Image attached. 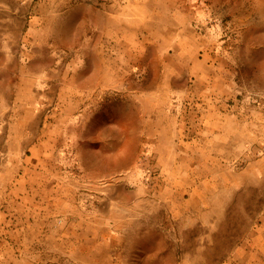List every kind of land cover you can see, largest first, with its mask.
Segmentation results:
<instances>
[{"label":"rangeland","instance_id":"obj_1","mask_svg":"<svg viewBox=\"0 0 264 264\" xmlns=\"http://www.w3.org/2000/svg\"><path fill=\"white\" fill-rule=\"evenodd\" d=\"M218 1L0 0V264H264V77L170 71ZM236 11L262 69L264 0Z\"/></svg>","mask_w":264,"mask_h":264},{"label":"crops","instance_id":"obj_2","mask_svg":"<svg viewBox=\"0 0 264 264\" xmlns=\"http://www.w3.org/2000/svg\"><path fill=\"white\" fill-rule=\"evenodd\" d=\"M256 2L257 0H240L238 3L234 2L233 5H229V2L225 0L218 1L220 9H234L235 11L232 13L230 21L225 19V12L223 14L221 12L217 13V21L221 18L224 20H220L221 22L219 21L220 23L217 25L219 29L217 34H220L217 40H212V35L207 27L199 35L186 33L185 38L175 35L170 44L174 47V51L169 54L170 67H173L170 71L174 73L185 72L193 85H199L200 88H211L214 83H216L217 88L219 86L233 89L239 86H255L257 79L264 77L257 76V72L264 74V68H258L256 58L252 59L255 57L256 44L249 36L247 38L244 33L246 29L249 32L251 31V26L254 25L253 23L256 20L253 17L250 19V15H241L244 12H237L236 9H254L256 8ZM261 13L260 18H264V12ZM247 26L248 28H246ZM197 39L200 41L198 46L195 43ZM116 56L115 58L119 60H114V62L118 65V62H122V55L118 54ZM96 58V62L92 65L95 69L91 68L90 71L96 73H111L113 71L111 67L113 66V60L108 51H96ZM126 67L128 66L126 65ZM98 86L99 84L96 85V87ZM140 131L137 135L142 138L143 144L146 134L142 130ZM231 138L217 132V141L222 146L219 151H226V143L232 141ZM238 143L237 148L241 147ZM231 147L236 150L235 143ZM222 178L220 184L224 185L226 181L224 177Z\"/></svg>","mask_w":264,"mask_h":264}]
</instances>
